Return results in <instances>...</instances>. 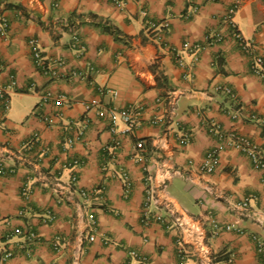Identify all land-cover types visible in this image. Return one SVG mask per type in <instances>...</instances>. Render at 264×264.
Returning a JSON list of instances; mask_svg holds the SVG:
<instances>
[{"label": "crops", "instance_id": "0c3cea01", "mask_svg": "<svg viewBox=\"0 0 264 264\" xmlns=\"http://www.w3.org/2000/svg\"><path fill=\"white\" fill-rule=\"evenodd\" d=\"M232 1L0 0V83L9 95L7 108L0 99V249L12 251L0 264H178V229L141 221L146 184L156 190V212L165 214L168 204L197 220L217 264H264L251 238L264 244V168L211 130L235 131L264 149V80L251 73L223 21ZM101 19L117 31L104 30ZM232 20L264 55V0H243ZM208 32L224 38L206 45ZM74 33L82 58L71 45ZM31 38L53 65L64 59L86 75L44 74ZM45 89L69 99L42 104ZM94 96L99 106L86 110L81 100ZM129 104L141 107L132 131L117 113ZM55 110L61 115L48 125L41 116ZM84 119L82 138L68 144ZM212 149L216 165L201 172ZM245 198L249 212L240 216ZM215 220L241 232L210 236Z\"/></svg>", "mask_w": 264, "mask_h": 264}, {"label": "built area", "instance_id": "2783aa9c", "mask_svg": "<svg viewBox=\"0 0 264 264\" xmlns=\"http://www.w3.org/2000/svg\"><path fill=\"white\" fill-rule=\"evenodd\" d=\"M117 4H121L124 0H112ZM243 0H233L232 3L227 8L223 21L231 28L232 35L237 39L238 44L241 50L249 57L250 64L249 69L251 73L260 77L264 80V55L256 52L253 44L240 36L238 31L234 28L233 23V15L238 10V8L242 5ZM167 25V24H165ZM1 27L6 29L7 20L2 19ZM224 36L220 32H208L204 37V42L206 45L213 44L215 42H219L223 40ZM29 44L31 46L32 56L34 63L37 68H39L44 74L48 75L51 78H56L60 76H65V74H69L71 76L84 77L85 71L83 69L73 68L68 65V62L64 59H58L55 62V65L51 63L46 57L43 56L42 51L39 47V43L35 38H31L29 40ZM72 47L76 50L77 57L82 58L84 56V48L80 45L79 37L76 33L72 35ZM179 65H183L182 61L178 62ZM86 67L92 69V66L86 62ZM228 90V89H227ZM99 94L110 93L112 95H116V91L111 88L99 87ZM231 96L234 94L231 92ZM8 91L5 86L0 83V99L3 102L5 108L8 106ZM64 94H55L49 89H45L40 93V103L46 104L50 101H56L58 104L64 103V101L68 100ZM81 103L84 105L86 110H90L91 108L98 107L100 104V100L97 96L91 97L87 100H81ZM116 112V111H115ZM114 110H112V117L114 116ZM120 115L121 120L126 125L127 131H132L137 123V119L141 114V107L138 105L129 104L120 110L117 111ZM61 115L60 110H55L53 114L50 115H42L41 118L48 125L54 124L55 118H58ZM114 123V121H113ZM86 128V119L83 120L82 124L75 130L74 134L70 137H66V141L68 144H72L78 140H80L83 136L84 130ZM114 131L115 128H112ZM211 130L218 136L219 139L226 140L227 144H229L234 149L246 154L252 162L258 167L264 168V149H259L254 144H252L247 137L242 134H239L235 131L223 132L217 127H212ZM38 133H34L32 135V140H38ZM189 140L187 135L182 137V141L186 142ZM117 141L114 139V144ZM136 146L138 148L143 147V140L139 139L136 141ZM218 160V150L212 149L205 153L203 157L202 163L199 167L201 172H210L216 165ZM79 160H74L73 164H79ZM0 172H5L4 167L0 164ZM124 193L127 194L129 189V181L126 177H124ZM76 180V175L72 174L71 182ZM30 192V188L28 185H24L22 190V195L25 198H28ZM82 194L87 196V192L82 191ZM159 202V199L156 194V190L146 184L144 190V199H143V214L141 217V221L143 224H149L151 222H159L165 225L167 228H177V235L175 239L176 246V255L178 257V264H184L185 260L188 258H194L198 264H217V256L212 252L210 248V243L208 240L209 234L205 232L200 224L197 223V220L193 216H189L185 211H180L174 209L168 204H164L166 206V213H159L154 210V206ZM239 215H246L249 212V204L248 199L245 198L239 204ZM164 206V207H165ZM185 218L187 220H185ZM88 227L90 230V234L88 238L93 240L95 238V220L92 214H89L87 217ZM235 230L237 232H241V228L236 226L234 223H220L218 221H213L212 229L210 231V236H215L222 231H232ZM192 231V236L188 240L185 238V233H190ZM31 237L34 236V233H30ZM251 238L255 242L256 250L261 254V257L264 261V244L262 240L256 235L252 234ZM12 255V251L8 249H0V261H3Z\"/></svg>", "mask_w": 264, "mask_h": 264}, {"label": "trees", "instance_id": "16d2710c", "mask_svg": "<svg viewBox=\"0 0 264 264\" xmlns=\"http://www.w3.org/2000/svg\"><path fill=\"white\" fill-rule=\"evenodd\" d=\"M92 16L94 17V15H92ZM103 21H104V19H101L99 23H101V26H102V28L104 30H108V31H112V32H116L117 31V29L114 26H112L110 24H107V23H105Z\"/></svg>", "mask_w": 264, "mask_h": 264}]
</instances>
